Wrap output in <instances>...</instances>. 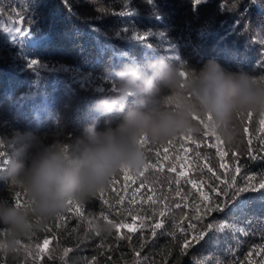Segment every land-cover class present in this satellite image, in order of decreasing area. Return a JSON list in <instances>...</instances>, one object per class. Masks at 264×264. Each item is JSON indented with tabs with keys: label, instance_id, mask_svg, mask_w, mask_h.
<instances>
[{
	"label": "trees",
	"instance_id": "obj_1",
	"mask_svg": "<svg viewBox=\"0 0 264 264\" xmlns=\"http://www.w3.org/2000/svg\"><path fill=\"white\" fill-rule=\"evenodd\" d=\"M122 10H134L135 15L117 14ZM18 27L30 28V34L22 38ZM147 29L167 36L161 43L148 35L146 42L153 48L142 49L129 33L143 35ZM262 33L264 0H206L199 5L194 0H154L152 5L145 0H128L127 5L124 0H0V137L17 128L62 131L70 140L94 119L102 126L92 103L114 92L106 69L118 68L129 58L142 61L158 54L180 66L173 60L178 52L187 62L184 67L193 69L214 58L229 70L243 69L264 81V46L258 42L264 39ZM169 44L175 50L168 51ZM116 49L129 56L117 57ZM33 60L39 63L30 67ZM252 113L251 118L247 112L236 113L219 128L205 127L207 118L196 117L199 132L161 144L150 141L153 148L145 152L142 171L121 170L115 175L118 182L104 188L103 199L73 202L71 211L67 207L22 241L19 255L0 253V264H264V190L243 194V207L203 214L209 203L215 206L225 199L210 191L213 186L225 187L223 182L232 176L239 186L247 177H254L250 183L257 187L264 179V112ZM0 157L6 165L3 145ZM141 183L144 187L136 192ZM13 190L0 181V199H9ZM19 192L20 201L14 202L23 207L25 194ZM201 193L210 200L204 201ZM78 205L83 217L75 212ZM97 219L119 229L97 234L89 228ZM236 219L246 234L219 231L221 222ZM156 223L163 226L153 236ZM208 223L213 230L204 229ZM200 230L207 232L205 238L193 241ZM185 239L190 242L187 249Z\"/></svg>",
	"mask_w": 264,
	"mask_h": 264
},
{
	"label": "clouds",
	"instance_id": "obj_2",
	"mask_svg": "<svg viewBox=\"0 0 264 264\" xmlns=\"http://www.w3.org/2000/svg\"><path fill=\"white\" fill-rule=\"evenodd\" d=\"M106 73L114 92L91 106L103 118L102 126L94 119L70 140L62 131L17 128L0 137L7 153L0 181L25 194L23 207L0 199V253L19 255L21 242L64 212L69 201L88 202L121 170L142 171L143 137L161 144L199 132L194 117L210 115L209 125L219 128L236 113L264 112V81L243 69L229 70L214 58L182 69L155 55L126 61ZM91 227L111 235L115 225L97 219Z\"/></svg>",
	"mask_w": 264,
	"mask_h": 264
},
{
	"label": "snow or ice",
	"instance_id": "obj_3",
	"mask_svg": "<svg viewBox=\"0 0 264 264\" xmlns=\"http://www.w3.org/2000/svg\"><path fill=\"white\" fill-rule=\"evenodd\" d=\"M145 2L149 5H152L154 3V0H145ZM202 2H206V0H194V4L195 5H199L200 3ZM124 4L127 5L128 4V0H124ZM119 15H135V11L134 10H130V11H120L119 13H117ZM157 19H159V16H157ZM22 23V21H21ZM124 32H129L128 29H124L123 30ZM16 32L22 37H26L30 34V28L25 30L24 28L22 27H18L16 28ZM137 32H139V30H137ZM130 36H131V40L133 42H138V46L142 47V49H151L153 48V45L151 43H148L146 42V37L148 35H155L159 38V42H163L165 37L167 36V33L165 31H160L158 33H155L153 34L152 33V30L151 29H147V30H144V34L143 35H140V34H133V33H129ZM262 35H264V33H262ZM262 46H264V39H261L258 41ZM176 46L175 45H172V44H169L168 45V51H173L175 50ZM114 53L117 57H128L129 55L125 52V51H122L120 49H116L114 50ZM158 55V54H157ZM132 59L129 58V61H131ZM173 60L174 61H179L180 62V67L183 69L185 68L184 66L187 64L186 61H184L181 56L179 55V53L177 52L176 55L173 57ZM39 61H31L29 66L32 67L36 64H38ZM261 64L264 65V61H261ZM182 75L184 74L183 71L181 73ZM247 115L249 118L252 117L253 113L251 111H248L247 112ZM196 118V117H194ZM207 120L208 121H211L212 120V117L209 115L207 117ZM201 123H204L203 120H201ZM260 124L261 125H264V119H261L260 120ZM210 125L209 124H205V127H209ZM211 127H215V126H211ZM248 129L245 128V132H247ZM208 133L205 132V135H207ZM249 144H251V141H249ZM141 145L144 149L145 152H151L152 148H153V145L151 144V142L148 140L147 137H143L141 139ZM211 147H214L215 145H210ZM166 151V149H165ZM252 150L249 149V152H251ZM157 155V159L159 158V153L156 154ZM221 156L225 155V153L221 152L220 153ZM252 159H257L256 156H252L251 157ZM261 159H264V157H260ZM165 159H167V157H165ZM0 166H3L5 167L4 165V158L3 157H0ZM221 167H224V165H221ZM209 172H212V169L209 168L208 169ZM235 172L239 173L240 172V168L239 167H236L235 168ZM141 175H143V173H141ZM118 179L117 177L112 176L110 181L111 182H118ZM124 179L127 181L129 179L128 176H125ZM218 179V178H217ZM254 177H247V179L245 180L244 182V185L243 186H239L237 185V181H236V177L235 176H232L231 177V180L230 181H225L223 182L225 184V187L223 188H220V189H216L214 186L212 188H210V191H216V194H217V197H220V196H223L225 199L224 200H221V201H218L215 203V206H213L211 203H209L205 208H204V212L203 214L204 215H207L208 213H212V212H216V211H226L227 209H229L230 207H243V205L245 204V201L242 199V196L243 194L245 193H248V192H255V191H259V190H264V179H261L258 183V187L256 184H252L250 183L251 180H253ZM109 181V182H110ZM191 183L193 184V187H196V183L195 181H191ZM144 187V184L141 183L139 185L138 188L135 189L136 192H139L140 188H143ZM103 192H104V189L100 190L98 193L99 195L96 194V196L94 198H99V199H103ZM202 197H203V200L204 201H209L210 200V197L204 195L203 193H201ZM21 199V193L19 191H16V190H13L11 193H10V196H9V200L10 201H20ZM149 200L152 199L151 196L148 197ZM123 200V198L121 197V201ZM105 203H107V201H105ZM223 204V207L221 206ZM16 205L18 207H21V203L20 202H17ZM72 205H73V202L72 201H69L68 203V207H69V210L71 211L72 210ZM23 206H24V203H23ZM75 212L83 217L84 213L81 211V207L78 205L76 208H75ZM161 216H164V212H161L160 213ZM202 217L201 216H197L196 219H201ZM105 220H107V217H104ZM133 219H135V217H133ZM108 223H112L111 221H109ZM240 221L239 219H236L235 221L233 222H228V221H225V222H221L219 224V231L221 233H224L225 230L227 229H231L230 232L227 233V235H232L233 233H235L236 235H239V234H242V233H245L246 234V230L242 227H237L239 225ZM91 222H89V228L91 229ZM115 227L117 229H119V225L118 224H114ZM162 223H156L154 225V230H153V233L152 235L155 236L156 235V232H155V229H159V228H162ZM190 228H195L196 226L195 225H190L189 226ZM204 229L208 230V231H211L213 230V224L212 223H208V224H205L204 225ZM129 231H133V229L129 228ZM98 234V233H97ZM207 232L205 230H200L197 232L196 235H194L192 237V240L193 241H200V240H203L206 236ZM227 238V236L225 237ZM127 239H131V237H127ZM44 245H47L49 243V241L47 239L44 240ZM190 246V242L185 239L184 241V244H183V247L185 249L189 248ZM137 256L140 255V253H136ZM251 255V253H250Z\"/></svg>",
	"mask_w": 264,
	"mask_h": 264
}]
</instances>
